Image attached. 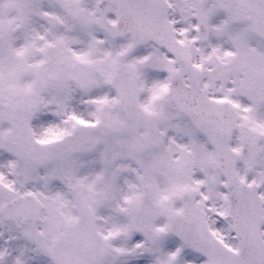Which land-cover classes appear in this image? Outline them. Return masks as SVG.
I'll return each mask as SVG.
<instances>
[{"label": "snow or ice", "instance_id": "obj_1", "mask_svg": "<svg viewBox=\"0 0 264 264\" xmlns=\"http://www.w3.org/2000/svg\"><path fill=\"white\" fill-rule=\"evenodd\" d=\"M0 264H264V0H0Z\"/></svg>", "mask_w": 264, "mask_h": 264}]
</instances>
